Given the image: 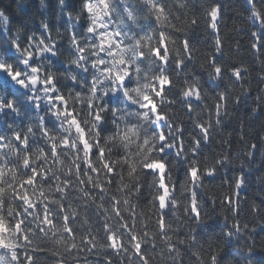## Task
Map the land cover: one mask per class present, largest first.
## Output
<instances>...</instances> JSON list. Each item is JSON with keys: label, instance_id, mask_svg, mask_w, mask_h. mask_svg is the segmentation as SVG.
<instances>
[{"label": "snow or ice", "instance_id": "obj_1", "mask_svg": "<svg viewBox=\"0 0 264 264\" xmlns=\"http://www.w3.org/2000/svg\"><path fill=\"white\" fill-rule=\"evenodd\" d=\"M123 3L125 16L110 23L109 0H79L90 21L85 32L72 35L84 63V77L77 75V93L85 94L80 108L37 59L55 55L59 47L50 31L44 35L47 25L39 37L33 33L22 41L14 38L7 48L0 45V117H14L0 121V264H157V255L159 264H180L179 245L186 240L174 243L175 229L165 222L176 209L175 192L191 193V208L187 197L183 208L200 220L205 213L197 210L195 189L201 178L215 181L220 169L231 164L228 151L211 162L201 160L211 129L231 115L229 103L239 104L250 89L242 83L248 68L225 62L217 23L222 5L202 0L212 43L203 54L202 74L195 75L190 66L198 49L190 36L176 44L171 35L175 26L164 27L169 12L163 0H143L139 9L131 0ZM138 11L162 26L126 32L125 21L136 22ZM6 19L0 14V22ZM198 20L186 16L185 28L193 30ZM250 38L254 56L264 57V31L252 32ZM226 74L239 84L238 95L220 86ZM258 79L264 83V74ZM256 100L251 112L264 114V96ZM177 103L194 126L187 145V129L173 111ZM256 149V144L247 145L243 156L248 163L255 160ZM261 158L264 163V151ZM248 163L241 159V169ZM174 167L184 173L178 189ZM245 183L243 171L233 177L232 187L221 196L222 210L236 212L233 198ZM248 227L234 222L226 235L231 238ZM188 234L197 264H219L223 243L209 238L205 260L203 245L196 244L198 234L191 227Z\"/></svg>", "mask_w": 264, "mask_h": 264}, {"label": "trees", "instance_id": "obj_2", "mask_svg": "<svg viewBox=\"0 0 264 264\" xmlns=\"http://www.w3.org/2000/svg\"><path fill=\"white\" fill-rule=\"evenodd\" d=\"M74 2L77 3L79 1L74 0ZM215 2L222 5V11L217 23L220 34L223 37L225 53L229 51L235 52L237 50L242 53L241 63L228 60L227 56H225V62L229 65L233 63L238 65L243 64L248 68V72L246 73L247 80L242 81V83L250 85V89L247 96L241 97L239 104L229 103V112L233 115L219 128L214 126L213 129H211L212 135L209 141L204 142L201 151L202 161L211 162L219 153L228 151L231 153L233 163L226 167H222L215 181H210L206 176L201 178V187L195 189L199 193V207L197 210L200 212L201 216L204 215V209L209 207L219 213L221 210V193L229 191L232 187L233 177L241 175L243 171V174L246 176V183L239 190V196L233 198L236 201V212H231L233 215H229L228 220L224 221V227L227 230H231L234 222H239L240 225L246 223L249 227L248 229H244L243 233H250L253 236V240L259 243L261 236H264V228L255 227L256 230L254 232L251 231V229L256 226L257 219L264 220V163H262L260 145L258 143L260 129L262 125H264V114L260 112L252 113L251 109L259 103L256 97L258 95L264 96V94L260 92V89L264 88V83H260L258 79V74H264V70H262L264 69V65L261 63L264 57L257 59L256 56L249 54V49L251 50V48L250 43L247 41L251 36V32H242L240 36H236L235 34L234 24L237 22V11L241 8V0H215ZM24 3L25 0H0V7L5 9L11 17H18V15L24 16L26 12H22ZM190 4L191 7L188 10V16L191 17L192 15H196L199 17L198 25L191 30L194 36L193 40L195 47L198 49L194 54L203 59V54L211 50L208 45L212 43V30L207 26V21L210 17L204 15V9L201 6L202 0H190ZM18 19L20 20L19 17ZM237 40H239L240 44L243 46L241 49L235 47ZM202 71L203 70H197L194 74L201 75ZM181 79H183V77H181ZM237 86L239 87V84ZM206 102L210 104V101ZM173 111L179 114L178 118H182L183 126L187 129L183 137L187 145L191 143V136L189 133L194 130L192 121L184 114V110L180 107L179 103L173 106ZM204 118H207V113H204ZM241 124H243V128H241ZM195 131L199 130L195 129ZM241 134L244 136V140L240 139ZM245 140L250 141L249 145H257V149L255 150L256 158L251 163H248L243 156V152L240 151V146ZM225 141L228 143H225ZM237 153H239V155H237ZM241 159H245L246 163H248V166L243 170L240 165ZM173 179L177 181L176 187L178 189L179 183L184 181L183 168H173ZM147 182L150 183L151 178H148ZM175 195L178 200L176 209L169 211V214L165 217V222L171 224L172 229H175L174 235L171 231L169 232V235H173L174 243L177 239L186 240L188 229L196 215L195 213H185L183 208L185 197L188 198L189 209L191 208L190 192H181L177 190ZM145 196H147V192H145ZM213 197H215V203H213ZM148 199H150V197H148ZM145 204L146 202H141L140 207L147 215L151 216L153 213L148 210ZM201 205H203V207ZM253 205H255V207ZM139 210L140 209H138V211ZM225 215H228V211L225 212ZM189 216L192 217V220H189ZM220 219L223 220V216H221ZM241 241L249 242L247 241V237L243 235L240 236V240H238L237 243ZM201 245H203V248L200 250V255L206 260L208 255V239L201 240ZM162 246L161 244V247ZM179 247L182 253L180 264H197L196 256L193 255V249L189 247L188 243L179 245ZM88 259L90 261H96L97 257L89 256ZM257 259L261 261V264H264V256L257 255ZM156 262L159 264L158 255L156 256ZM42 264H44V262H42Z\"/></svg>", "mask_w": 264, "mask_h": 264}, {"label": "clouds", "instance_id": "obj_3", "mask_svg": "<svg viewBox=\"0 0 264 264\" xmlns=\"http://www.w3.org/2000/svg\"><path fill=\"white\" fill-rule=\"evenodd\" d=\"M72 2L73 0H54L53 8V3L50 0H25L22 12L26 11L27 16L21 17L20 23L15 26L14 31L9 29V17L5 14V10H0V14L7 17L5 21L0 22V25L4 28L3 34H0V45L7 48L9 41L14 38L22 41L24 36L36 34L37 27L43 30L42 26L47 25L48 28L44 30V33L47 35L50 31L59 47L54 49L55 55L41 54L43 59H41V55H37V59L41 60L42 68L47 69V73L59 81L65 93H71V100H74L76 107L80 108L83 103L82 97L85 94L83 91L79 94L77 93V85L80 82L77 79V75L81 78L84 77L82 71L84 63L79 60L80 54L72 42V35L74 32H85L86 26L90 21L81 7L68 10ZM109 2L113 13L112 17L109 18V22L111 23L115 20L118 23L125 16L123 0H109ZM131 2L134 7L139 9L143 0H131ZM163 3L169 12L168 24L164 27L171 28L173 25L175 26L171 35L176 44L179 45L186 36L194 39L193 32L188 31L184 25L185 17L188 16V10L191 7L190 0H163ZM154 21L155 17L149 16L146 12L138 11L136 22L127 25V21H125V31H131L133 34L141 32L142 29L154 31L162 26L159 23H154ZM234 31L236 36H240L242 32L264 31V0H241V8L237 11V22L234 24ZM83 38V36L80 37L81 40ZM247 42L251 43V38ZM235 47L241 49L243 46L237 40ZM85 48H87V45H85ZM249 54L254 55L250 49ZM225 56H227L228 60H234L236 63H241L242 61V53L239 50L235 52L229 51L225 53ZM203 59L194 54L193 63L190 66L193 74L197 70H202L201 62ZM85 60H87V56H85ZM33 75L35 76L36 74ZM39 76L41 80L46 78L43 71H41ZM133 79L135 80V75ZM225 85H227L230 95L235 96L240 93L238 84L230 81L227 74L224 77V85L220 86L224 87ZM212 86H216L215 81ZM232 115L231 113L229 117H225V120L215 127L219 128ZM249 143L250 141L245 140L240 146V151L245 153ZM258 143L260 151H264V125L260 129ZM232 163L233 161L231 160ZM201 206L203 207V205ZM226 211H228V215H225ZM204 213L205 215L200 220H192V217L189 216V220H192L190 227L194 230V233L198 234L197 245L201 244V240L209 238L217 241L218 244L223 243L222 258L219 264H261V261L257 259V255L264 256V236H261L259 243H256L250 233H243L242 230L241 233L233 234L231 238H228L226 234L229 230L224 227V221H227L228 216L233 214L227 209H221L217 213L211 207L205 208ZM221 216H223V220L220 219ZM255 227L264 228V220L257 219ZM241 235L247 237L249 242L241 241L237 243ZM190 242L191 236L187 233L186 243Z\"/></svg>", "mask_w": 264, "mask_h": 264}]
</instances>
